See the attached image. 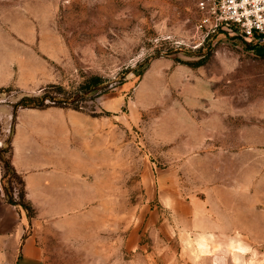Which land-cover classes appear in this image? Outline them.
Wrapping results in <instances>:
<instances>
[{
  "label": "rangeland",
  "instance_id": "obj_1",
  "mask_svg": "<svg viewBox=\"0 0 264 264\" xmlns=\"http://www.w3.org/2000/svg\"><path fill=\"white\" fill-rule=\"evenodd\" d=\"M197 18L190 0H0L4 64L68 95L96 87L76 103L109 130L108 195L41 224L40 264H264V240L214 227L217 187L240 209L264 198V52ZM22 96L4 88L0 111Z\"/></svg>",
  "mask_w": 264,
  "mask_h": 264
},
{
  "label": "crops",
  "instance_id": "obj_2",
  "mask_svg": "<svg viewBox=\"0 0 264 264\" xmlns=\"http://www.w3.org/2000/svg\"><path fill=\"white\" fill-rule=\"evenodd\" d=\"M257 47L264 52V43ZM4 62V57H0V90L12 86L24 95L37 93L44 87L36 80V71L31 76L33 82H22L21 70L9 68ZM2 106L6 109L4 113L0 111V118L2 113L6 115L3 130L7 132L13 105ZM76 116L83 119L76 120ZM108 132L106 128L104 133L100 117L74 109L55 106L18 109L12 136V163L24 178L26 197L34 205L36 216L29 220L24 209L5 201L0 166V264H40L44 256L38 241L41 224L63 226L60 220H55L57 217L75 213L79 207L108 195L104 190L110 175ZM216 191L220 197L216 201L215 230L241 231L258 237V241L264 240V198L247 195L245 209H240L233 205L231 184L221 185Z\"/></svg>",
  "mask_w": 264,
  "mask_h": 264
},
{
  "label": "built area",
  "instance_id": "obj_3",
  "mask_svg": "<svg viewBox=\"0 0 264 264\" xmlns=\"http://www.w3.org/2000/svg\"><path fill=\"white\" fill-rule=\"evenodd\" d=\"M197 26L208 35H234L249 43H264V0H190Z\"/></svg>",
  "mask_w": 264,
  "mask_h": 264
},
{
  "label": "trees",
  "instance_id": "obj_4",
  "mask_svg": "<svg viewBox=\"0 0 264 264\" xmlns=\"http://www.w3.org/2000/svg\"><path fill=\"white\" fill-rule=\"evenodd\" d=\"M92 88L94 87L91 86L89 87L88 84L83 85L79 90V92H77L75 95L72 96L67 94L66 89L62 85L53 83V84H49L48 86L44 87L41 90V92L44 91L42 95L24 94L15 103H13L12 130H11V137L8 140L9 147H0V165L3 170L2 185L4 190L5 201L9 204L15 205L27 211L29 218H32L34 216L35 209L26 197L24 178L20 173L17 172V170L15 169L12 163V136L15 131V124L17 121V111L21 107L44 109L51 106L71 108L77 111H82L81 109L82 106H79L76 102L83 100ZM51 89H55L54 93L56 95H52L50 93ZM94 89H96V87ZM2 90L3 89H1L0 91ZM47 100H49L51 104L48 103ZM6 153H9L8 157H5ZM6 177L9 178L8 187L4 185V180ZM14 181L20 183L22 186L21 190L19 191L18 200L14 198V195L11 192L13 190Z\"/></svg>",
  "mask_w": 264,
  "mask_h": 264
}]
</instances>
